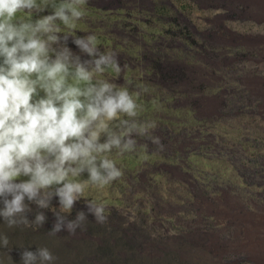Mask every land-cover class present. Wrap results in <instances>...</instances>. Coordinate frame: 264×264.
I'll list each match as a JSON object with an SVG mask.
<instances>
[{"label":"rangeland","instance_id":"rangeland-1","mask_svg":"<svg viewBox=\"0 0 264 264\" xmlns=\"http://www.w3.org/2000/svg\"><path fill=\"white\" fill-rule=\"evenodd\" d=\"M83 12L73 34H95L98 54L115 52L122 69L95 78L133 94L137 116L121 118L155 126L132 133L134 151L108 154L118 180L89 184L77 201L103 203L106 222L74 207L64 215L84 211L87 230L51 236L0 217V264L38 247L56 257L44 264H264V0H87ZM159 61L185 79L163 80ZM49 209L60 211L55 198Z\"/></svg>","mask_w":264,"mask_h":264},{"label":"clouds","instance_id":"clouds-1","mask_svg":"<svg viewBox=\"0 0 264 264\" xmlns=\"http://www.w3.org/2000/svg\"><path fill=\"white\" fill-rule=\"evenodd\" d=\"M87 0H0V217L9 228L44 225L55 198L60 211L52 213L49 235L66 230L75 234L86 221L84 211L75 220L70 213L89 184L101 187L118 180L122 170L109 153L134 151L132 133L144 136L137 102L127 87L96 79L97 73L122 69L113 51L98 54L97 37L74 35ZM51 7L48 14H41ZM21 13L23 15H18ZM59 21V24L57 23ZM63 25L68 31L61 30ZM75 44L78 52L69 47ZM118 121L120 133L109 127ZM158 149V136L149 137ZM87 173V180L81 177ZM36 205L34 220L28 219ZM98 223L107 220L106 206L86 200ZM4 246L7 236H2ZM23 264L37 259L53 262L47 247L23 249Z\"/></svg>","mask_w":264,"mask_h":264},{"label":"trees","instance_id":"trees-1","mask_svg":"<svg viewBox=\"0 0 264 264\" xmlns=\"http://www.w3.org/2000/svg\"><path fill=\"white\" fill-rule=\"evenodd\" d=\"M153 67L155 68V72L163 79V80H174V81H181L182 79H185L186 77V71H185V68L181 65H174L170 62H163V61H159V62H154V65ZM82 202V201H81ZM75 207H79V208H84L85 207V204L84 203H76ZM40 211H44L46 216H47V221L44 225H46L48 228H47V231L50 232L51 231V227L54 223V217L52 215V213L54 211H50V209H40ZM55 211H58L55 209ZM29 218V216H28ZM68 219V217H67ZM70 220V219H68ZM74 220V219H73ZM86 231L87 228L83 227L82 228H77L76 229V232L78 231ZM59 233H63V234H66V233H69V232H59ZM62 234V235H63Z\"/></svg>","mask_w":264,"mask_h":264}]
</instances>
